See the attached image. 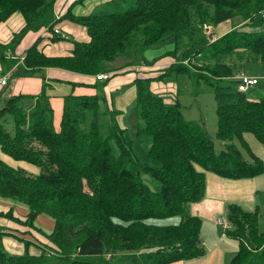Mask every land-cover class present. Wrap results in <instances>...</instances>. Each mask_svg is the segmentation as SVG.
I'll use <instances>...</instances> for the list:
<instances>
[{"label": "trees", "instance_id": "obj_1", "mask_svg": "<svg viewBox=\"0 0 264 264\" xmlns=\"http://www.w3.org/2000/svg\"><path fill=\"white\" fill-rule=\"evenodd\" d=\"M55 2L0 0V22L14 12L25 20L10 42H0V63L15 65L18 59L7 57V51H13L17 36L43 27L49 28L52 41L70 40V53L48 55L39 47V38L26 50L14 74L28 75L52 66L85 74L108 73L119 57H142L151 44L171 40L173 47L167 53L174 62L156 77L134 81L137 134L150 137L148 155L157 164L138 160L126 130L115 122L116 116L112 115L109 135H102L98 117L104 95H65L59 130L53 127V110L46 105L44 93L31 96V108L21 103L27 94L7 97L0 107V148L40 171L33 174L0 158V197L24 203L31 220L39 214L50 215L54 229L49 235L57 249L55 257L45 251L17 256L7 254L0 245V264H114L106 256L122 250L133 251L131 261L118 264H168L203 255L202 219L189 209L191 202L205 194L206 174L201 169L229 178L264 172V161L245 140V133H252L264 143V97L252 99L237 90L235 83H219L233 79L244 59L264 62V30L233 29L212 41L199 42L197 34L207 24L215 26L234 16H241L244 24L262 21L264 0H133L123 11L78 16L70 11L71 5L64 16L87 28L88 41L55 32L59 21ZM191 57L203 60L197 70L210 74L197 78H203L214 92L216 135L225 143L220 152H215L200 123L183 116L178 100L168 104L150 86L152 80L189 73L183 61ZM207 59L213 63L208 65ZM6 113L14 118V134L1 121ZM143 173L158 182L156 188L144 181ZM171 216H179V222L148 221ZM227 218L231 228L225 234L240 240L227 264H264V231L258 229V210L232 202L227 206Z\"/></svg>", "mask_w": 264, "mask_h": 264}, {"label": "crops", "instance_id": "obj_2", "mask_svg": "<svg viewBox=\"0 0 264 264\" xmlns=\"http://www.w3.org/2000/svg\"><path fill=\"white\" fill-rule=\"evenodd\" d=\"M108 2H115V0H56L54 11L55 17L56 19H59V21L56 23L54 28H58L60 33H64L66 36H69L70 39L88 41L89 34L87 28L76 21L66 18L64 15L71 5L72 8L70 11L76 16L98 14L95 10L97 5ZM243 22L245 21L243 20L241 23L243 24ZM222 23H224V21L219 23V25ZM241 23H239V25H241ZM24 25L25 20L20 12H14L11 14L6 20L0 22V42H10L14 35L21 31ZM218 28L220 32L218 35H216V37H219L235 29L234 26L231 25L226 29H223L221 26ZM49 33V28L43 27L39 30H27L17 36L15 41L16 45L14 44L13 46V53L18 57L19 63L21 62V58L26 54V50L39 38L41 39L39 47L48 55H65L70 53L73 47V44L70 40L59 39L52 41L49 38ZM213 39H215L214 36ZM172 47L173 43L171 41L161 45L158 48L145 49L142 52L143 59L139 62L138 66H135L132 60L124 61L122 64L118 65V60H120V58L124 59V57L121 56L115 61V66L113 67L112 71L113 74L112 72H109L110 77L108 79H97L95 74L75 72L56 66L36 69L34 72H43L44 76L42 79L36 76L24 75L21 76L22 78L14 80L11 85L8 84V81L4 85L0 83V90H2V94H0V96L8 97L20 93H30L37 95L42 92L46 96L44 99L46 105L49 108H52L53 113H60L59 115L62 116L65 95L96 94L98 86H100L103 81H108L104 86L106 96L109 95L110 90H118L123 86H129V89L133 87L136 90L134 81L137 77H146L147 74H144L147 72L146 69H164L165 71L166 68L172 62H174L173 56L167 53V51ZM17 64L18 62L15 65L7 68V66H3L0 63V78L3 76L7 77V75H10L12 72H14ZM132 68L139 69L132 71ZM3 70H5V72H2ZM152 76L156 77L154 75ZM31 85H33L37 90L36 92H26ZM150 86L153 91L163 97L166 103H168L167 101L172 100L169 97L170 95L168 96L166 93H164L163 89H165V87L161 86V80H152ZM160 86L161 90H155ZM168 86L170 89L173 88L172 83H170ZM118 100L117 107L118 109H122V97H118ZM33 103L34 98L31 99L29 108L33 106ZM246 134L247 133H245V140L248 142L252 151L264 161V143H261L255 137V135L254 138L259 143H257V141L249 142L246 138ZM241 148H243L242 145ZM1 152L2 150L0 148V153ZM5 200V204L11 203L9 199ZM232 202L240 204L246 210H258V229L263 232L264 172L253 177L240 178L224 177L211 171L206 174V188L203 198L194 202L191 207L189 205L191 213L200 216L202 219L200 238L202 245L205 248V252L199 257L179 259L169 262L168 264L229 263L239 249L240 240L225 234L223 232L222 226L217 223V217H227V206Z\"/></svg>", "mask_w": 264, "mask_h": 264}, {"label": "rangeland", "instance_id": "obj_3", "mask_svg": "<svg viewBox=\"0 0 264 264\" xmlns=\"http://www.w3.org/2000/svg\"><path fill=\"white\" fill-rule=\"evenodd\" d=\"M133 3V0H115V2H108L105 4L97 5L95 8L98 14L110 13L113 11H123ZM99 8V9H98ZM243 18L241 16H234L222 24L212 26L207 24L203 26L197 34L198 42L201 40L208 41L209 38H215L219 34V26L223 29L228 28L230 25L234 26L235 29H244L248 31H260L264 30V17L262 21L258 23H252L247 21L246 24L241 23ZM241 23V25H239ZM60 33V30L59 32ZM68 37V36H67ZM214 40V39H213ZM171 40H165L157 43H153L147 47V49L158 48L161 45H164ZM16 45V44H15ZM16 48V47H15ZM143 50H141L142 52ZM200 57V56H199ZM132 60L134 65L138 66L139 62L142 60L140 55L126 57L124 59L118 60V65L122 64L124 61ZM208 60V59H207ZM149 62V60H148ZM243 67L237 69L239 75L241 72H246L249 74H255L259 78V83L251 86L246 92L248 96L252 99H260L264 97V62L259 60H243ZM205 63L203 60L198 59L197 57H191L190 61L184 60L183 64L189 68V73L180 72L179 74L173 73L171 75L165 76L163 79H155L153 81L161 80V86H164V93H166L172 100L167 101L169 104L179 101L181 105L182 114L186 119L194 120L200 123L203 129H205L210 135L215 152H220L225 149V143L217 137V104L212 88L206 84L203 78H197V75L200 74L205 78L210 74L206 71L197 70V66ZM208 65H211L213 62L208 60ZM112 70L115 66V62L111 64ZM8 68V66H7ZM139 68H132V71ZM147 72L144 73L148 76H157L161 72H164V69H146ZM1 72V71H0ZM2 72H5L3 70ZM113 74V72H112ZM146 75V76H147ZM19 75L16 76L14 72L10 75H7L8 84L11 85L12 82L18 78H22ZM27 76H36L43 78V72L37 71ZM153 77V76H152ZM235 80V81H234ZM172 81V82H171ZM213 82H216V79H212ZM234 81V82H233ZM108 81H103L100 86H98L97 93L104 95L105 97L99 100V110L100 114L98 117L100 130L103 136L109 135L110 126L112 124V115L115 117V122L123 129L126 130L127 138L132 141L133 148L136 153L138 160L142 163H147L149 165H156L157 162L153 161L148 155V149L150 146V137L149 136H139L137 134V126L139 122L138 108H137V93L135 88L129 89V86H123L118 90H110L108 96H106L104 91V86ZM170 83L173 84V88L170 89L168 86ZM223 86L228 84L237 83L236 77L227 78L219 81ZM166 85V86H165ZM161 86L155 90H161ZM39 90V89H38ZM37 90L31 85L26 92H36ZM2 94V90H0ZM35 94L27 93V96L22 98V105L25 108H28L31 104V96ZM122 97L121 108L118 109L117 102L118 97ZM0 107L3 106L5 99L7 97L0 96ZM9 98V96H8ZM168 100V99H167ZM60 114V113H59ZM57 113H53V127L55 130L60 129L61 116ZM89 118V117H88ZM7 131L11 134L15 132V122L14 118L10 113H6L2 118ZM87 126V125H86ZM246 138L249 142L257 141L254 138V135L251 133L246 134ZM234 143L241 148V145L238 139L234 138ZM257 143H259L257 141ZM262 145V144H261ZM264 145V144H263ZM243 155L248 158V154L245 152V149L241 148ZM0 157L5 160L8 164L17 167H24L29 172L37 174L40 171V168L32 163H29L24 160H16L11 156L1 152ZM208 174L210 171L201 169ZM142 178L144 181L151 187L156 188L158 182H156L149 173H143ZM10 200V199H9ZM5 198L0 197V245H2L3 250L7 254L11 255H21V254H39L42 251L53 252L50 256L55 257L56 255V245L52 242L49 233L54 229L53 218L47 214H39L35 216L32 220L28 218L27 207L24 203L18 201L10 200L11 203L5 204ZM194 202H191V205ZM117 219V218H116ZM180 220L179 216H171L165 218H150L148 221L158 223V224H172L178 223ZM132 250H122L117 251L115 256L108 254L106 258L112 259L114 264L120 262L131 261Z\"/></svg>", "mask_w": 264, "mask_h": 264}, {"label": "built area", "instance_id": "obj_4", "mask_svg": "<svg viewBox=\"0 0 264 264\" xmlns=\"http://www.w3.org/2000/svg\"><path fill=\"white\" fill-rule=\"evenodd\" d=\"M262 16H264V11L262 13ZM55 32L58 33L59 29L55 28ZM60 34L63 37H67L64 33H60ZM208 40L212 41L213 38H209ZM7 57L18 59V57L13 53V51L11 49H8ZM23 60H24V57L21 58V62ZM18 63H19V61H18ZM109 77H110L109 72L108 73L102 72V73H99L96 75L97 79H108ZM235 77L237 79V83H236L237 90H239V91H243V92L245 91L246 92L251 86L259 83V78L257 76L246 73V72H241L239 75H236ZM0 83L3 85L7 83L6 76H3L2 78H0ZM217 223L222 226L224 233L226 232V230L231 228V223L227 217H224V216L223 217L222 216L217 217Z\"/></svg>", "mask_w": 264, "mask_h": 264}]
</instances>
